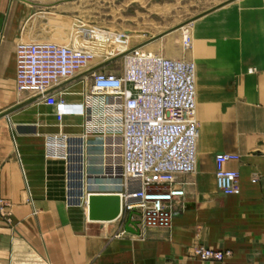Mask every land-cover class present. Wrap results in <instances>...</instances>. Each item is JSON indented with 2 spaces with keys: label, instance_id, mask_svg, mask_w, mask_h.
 Instances as JSON below:
<instances>
[{
  "label": "crops",
  "instance_id": "obj_1",
  "mask_svg": "<svg viewBox=\"0 0 264 264\" xmlns=\"http://www.w3.org/2000/svg\"><path fill=\"white\" fill-rule=\"evenodd\" d=\"M32 5L0 0V264H264V0H230L196 18L204 76L198 171L188 176L196 197L177 207L169 229L123 237L113 234L116 221L101 226L88 207L66 206L58 140L45 141L60 130L54 108L16 89L15 45ZM64 122L66 132L82 130V116ZM224 151L240 155L227 163L239 171L238 194L216 186L214 159ZM196 242L231 253L203 261Z\"/></svg>",
  "mask_w": 264,
  "mask_h": 264
},
{
  "label": "built area",
  "instance_id": "obj_2",
  "mask_svg": "<svg viewBox=\"0 0 264 264\" xmlns=\"http://www.w3.org/2000/svg\"><path fill=\"white\" fill-rule=\"evenodd\" d=\"M94 25L78 18L67 42L18 38L16 89L54 108L60 130L52 148L64 160L66 206L86 210L91 193L118 192L115 236L169 229L177 207L196 197L188 190V176L198 171L200 137L195 62L130 44L125 32ZM191 46V35L183 34V49ZM120 55L122 67L99 66ZM76 79L86 84L81 98L72 100L67 95ZM67 115L83 117L80 132L62 129ZM95 147L100 160L94 162ZM239 156L215 155L216 186L225 194L241 192L239 171L227 166ZM0 210L5 212L3 205ZM194 253L203 261H222L231 250L197 243Z\"/></svg>",
  "mask_w": 264,
  "mask_h": 264
},
{
  "label": "rangeland",
  "instance_id": "obj_3",
  "mask_svg": "<svg viewBox=\"0 0 264 264\" xmlns=\"http://www.w3.org/2000/svg\"><path fill=\"white\" fill-rule=\"evenodd\" d=\"M32 10L25 17V25L19 38L29 40H54L67 42L69 26H59L69 17L81 18L95 26H109L112 29L130 34L131 43H142L149 50H157L172 57L188 56L197 64V94L201 83L202 72L196 56V19L206 11L227 3L230 0H31ZM72 23V22H70ZM192 38V47L186 51L182 47V37L186 30ZM169 47H173L171 51ZM120 55L115 60L100 64L105 69H116L123 66ZM99 58L93 60L98 61ZM248 69V68H246ZM79 82L78 79L73 83ZM82 85V84H81ZM79 86V85H78ZM70 99L75 96L67 95ZM81 98V95L78 96ZM42 105H46L37 99ZM199 104V97H198ZM198 111V109H197ZM198 117V116H197ZM200 122V120H199ZM201 133V127H200ZM54 137L47 133L45 141ZM50 138V139H49ZM49 139V140H48ZM118 223V220H116ZM113 223V222H111ZM101 226H108L98 221ZM154 229V228H152ZM152 229H147L150 231ZM131 233H125L120 237ZM196 242L195 244H197ZM194 244V245H195ZM193 245V251H194Z\"/></svg>",
  "mask_w": 264,
  "mask_h": 264
},
{
  "label": "water",
  "instance_id": "obj_4",
  "mask_svg": "<svg viewBox=\"0 0 264 264\" xmlns=\"http://www.w3.org/2000/svg\"><path fill=\"white\" fill-rule=\"evenodd\" d=\"M122 201L118 192H93L89 196L88 219L115 220L121 213ZM126 228L134 231L129 225Z\"/></svg>",
  "mask_w": 264,
  "mask_h": 264
},
{
  "label": "bare ground",
  "instance_id": "obj_5",
  "mask_svg": "<svg viewBox=\"0 0 264 264\" xmlns=\"http://www.w3.org/2000/svg\"><path fill=\"white\" fill-rule=\"evenodd\" d=\"M77 20V18H74V17H69V19L67 20V21H62V23L60 22L58 25L59 26H61V27H63V26H69V32H67V41L69 40V38L72 36V25H73V23L75 22ZM70 22H72V23H70ZM94 27H96V28H102L103 26H101V27H99V26H95L94 25ZM184 30H186V27H184L183 28ZM184 34H189L188 33V30H186L185 32H184ZM129 36H130V34H127V37H128V41H130V44H132L131 43V40L129 39ZM26 40H29V39H26ZM61 42V41H60ZM192 47V46H191ZM169 49L171 50V51H174V49H173V47H169ZM125 50V49H124ZM195 62V61H194ZM195 66H196V89H197V79H198V69H197V64H196V62H195ZM82 84V85H81ZM85 84H86V82L85 81H79V82H76V83H73L71 86H70V91H69V93H70V95L71 96H75V97H73V99L72 100H78L79 98H78V96H79V94H80V92H81V90L85 87ZM79 85V86H78ZM196 99H197V109H198V94H197V96H196ZM87 216H88V210H87ZM90 220V219H89ZM94 221H99V220H94ZM104 222H114V220H104Z\"/></svg>",
  "mask_w": 264,
  "mask_h": 264
}]
</instances>
